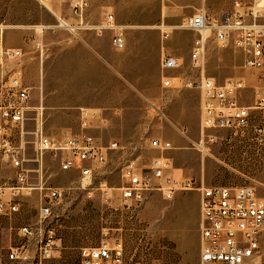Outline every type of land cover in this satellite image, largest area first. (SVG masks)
Segmentation results:
<instances>
[{"label":"rangeland","instance_id":"obj_1","mask_svg":"<svg viewBox=\"0 0 264 264\" xmlns=\"http://www.w3.org/2000/svg\"><path fill=\"white\" fill-rule=\"evenodd\" d=\"M233 0H90L85 23L100 25L107 14L125 26V47L118 49L111 31L99 35L94 27L71 31L62 25H80L67 3L49 8L37 0H0V23L8 26L4 44L21 47L19 64L30 91L27 129L32 131L37 108H43L45 133L62 138L67 132L91 136L107 154L94 164V174L83 177L63 170L58 157L46 153L43 181L64 190L63 200L45 220L56 230L57 250L50 264H78L80 251L102 242L121 241L129 262L144 264H199L200 206L197 189L180 190L173 199L160 191L147 192L141 204L128 206L122 198L123 168L129 161L148 172L154 158L170 162L164 182L192 179L194 186L252 185L264 198V141L250 133L230 138L227 130L213 131L217 140L200 146L201 93L184 86L201 75L224 83L241 78L243 105L253 106L263 92L260 72L244 65L241 52L211 40L199 67L190 59L195 35L174 31L163 41L159 25H177L206 6L215 12ZM40 26H44L41 31ZM163 53L178 57L181 67L173 87L162 85ZM28 140L33 135L26 136ZM153 139L171 148L151 147ZM113 141L117 149H109ZM33 157V150L29 149ZM33 163H31L32 165ZM37 181V177L31 180ZM106 182L111 198L103 200L99 185ZM15 182V169L0 152V185ZM42 194L20 198V211L0 215V264H7L9 247L24 239L18 230L39 221ZM264 240V233H263ZM264 242V241H263ZM264 244V243H263Z\"/></svg>","mask_w":264,"mask_h":264},{"label":"built area","instance_id":"obj_2","mask_svg":"<svg viewBox=\"0 0 264 264\" xmlns=\"http://www.w3.org/2000/svg\"><path fill=\"white\" fill-rule=\"evenodd\" d=\"M49 8L54 2L67 3L71 12L80 20L78 28L84 29L85 12L90 0H37ZM205 1V0H202ZM4 25V26H3ZM84 25V26H83ZM81 26V27H80ZM8 26L0 23V152L15 169V182L0 185V215L9 216L20 211V198L33 191L42 194L39 221L25 224L18 230L24 241L8 248L7 264H50L57 250L56 230L45 221L53 207L60 203L65 192L43 181V158L46 153L58 157L63 170H76L83 177L94 174V164H104L107 154L91 136L67 132L62 138L44 131L43 108H37L34 129H27L30 113V91L24 84V56L21 47L4 44ZM163 41L173 32L188 31L195 35L190 51L193 66L199 67L205 57L209 41L232 46L244 57L245 67L260 72L263 92H258L253 106L243 105L239 93L244 88L241 78H229L218 83L214 78L201 75L199 79L185 80L184 86L201 93L200 145L215 142L213 131L227 130L230 138H246L250 133L264 141V0H233L228 9L211 11L205 5L193 14L184 16L177 25L162 22L159 26ZM45 27H42V31ZM99 35L111 31L115 47H125V26L117 23L113 14L94 27ZM182 63L178 57L163 53L161 58L162 85L173 87L175 71ZM33 135L32 140L26 136ZM151 147L158 150L171 148L170 142L153 139ZM113 141L109 149H117ZM33 150V157L29 156ZM31 163H33L31 165ZM170 168L167 158L157 157L147 171L136 162L129 161L123 168L125 182L121 187L122 198L128 206L141 204L147 192L160 191L165 199H173L180 190L197 189L200 206V257L199 264H264V198L252 185L194 186L192 179L171 178L163 181ZM37 177V181L31 180ZM103 200L111 198V188L106 182L99 185ZM78 264H144L129 262L121 241L102 242L98 246L84 247ZM152 264H160L158 262Z\"/></svg>","mask_w":264,"mask_h":264},{"label":"bare ground","instance_id":"obj_3","mask_svg":"<svg viewBox=\"0 0 264 264\" xmlns=\"http://www.w3.org/2000/svg\"><path fill=\"white\" fill-rule=\"evenodd\" d=\"M62 25L63 26H66L68 29L70 28V29H72L71 31H74V30H77L78 29V25H70V24H67L66 22H64V21H62ZM4 26V25H3ZM84 26V25H83ZM86 26H92V27H96V26H98L99 27V25H90V24H88L87 23V25ZM42 27H44V26H40V28H41V31H42ZM81 27V26H80ZM201 146V145H200Z\"/></svg>","mask_w":264,"mask_h":264},{"label":"crops","instance_id":"obj_4","mask_svg":"<svg viewBox=\"0 0 264 264\" xmlns=\"http://www.w3.org/2000/svg\"><path fill=\"white\" fill-rule=\"evenodd\" d=\"M69 30H70V28H69Z\"/></svg>","mask_w":264,"mask_h":264}]
</instances>
